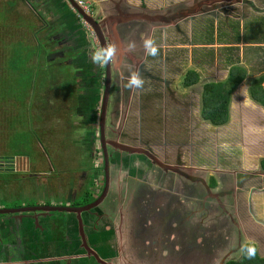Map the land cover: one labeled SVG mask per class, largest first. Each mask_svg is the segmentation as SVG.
I'll return each instance as SVG.
<instances>
[{
	"label": "flooded vegetation",
	"instance_id": "af4514ba",
	"mask_svg": "<svg viewBox=\"0 0 264 264\" xmlns=\"http://www.w3.org/2000/svg\"><path fill=\"white\" fill-rule=\"evenodd\" d=\"M16 1L24 3L30 9L29 13L39 18L37 34L42 32L39 41L47 42L33 45L36 49H32L30 55L37 52V55L48 58L49 62L53 60L54 63H49L45 71L52 73L59 69L61 78L67 81L65 91L71 93V84H75L74 90L80 92L81 102L75 101V106L70 108L71 120L69 114H65L66 118L62 119L65 125L62 123L61 127L64 131L70 128L74 135H80H77L78 139L72 135L74 157L70 154L68 158L81 160L82 154H85L89 163L80 162L72 169H64L63 177L67 181V184L64 181L65 190L62 182L53 187L51 181L39 180L40 173L32 166L35 157L29 165L28 157L0 154V172L19 174L20 180L25 181V185L18 184L19 187L24 186L33 193L43 189V194L53 192L50 199L36 201L30 207H0V264H175V241L178 240L175 221L166 222L164 216H175L177 203L178 208H183L184 203L191 202L197 208L199 219L191 221L192 227L189 229L199 233L195 223H200V211L208 207L205 213L211 215L209 209L221 204L218 194H210L202 182L188 180L175 173L181 171L185 175L195 176L194 168L175 165L172 158L164 160L161 156V149L165 145L161 139L166 137V122L185 116L199 126L207 125L201 119V97L191 95L186 99L180 93V88L191 91L210 78L208 74H205L207 77L202 74L209 70L183 71L177 62L179 51H182L194 54L192 60H203L210 69L211 66H218L216 61H211L210 25L204 19L188 21L179 10L165 14L152 25L154 23L145 21L141 14L138 15L139 12L126 3L96 0L87 13L78 7L77 0H72L88 17L89 24L68 0ZM98 2L104 4L102 9ZM11 4L12 9L18 10L15 1ZM251 6L252 3L242 6L243 13L237 14V21L240 17L244 18L245 8ZM91 12H94L92 16ZM180 16L183 20H177ZM233 21L220 22L222 25L217 29L219 38L224 32L222 30L228 26L232 34L237 23ZM183 26L189 27L188 33H185L187 28ZM144 29L147 30L145 37L153 38L159 49L155 57L146 55L143 35L139 37L141 40L137 39L136 32ZM177 39H184L182 44L186 48L180 47L181 44L177 46ZM49 43L56 48L47 47ZM133 43L134 50H129V44ZM107 46H115V56L108 65L99 67L90 59V52ZM133 72H139L145 79L143 90L134 91L126 87ZM191 73L198 76V83L186 86L193 80ZM51 78L54 79L52 75ZM199 101V121L202 122H197L194 114ZM70 104L71 101H67L65 105ZM72 123L74 125L71 126ZM64 138L60 151L70 147ZM187 146L193 149V144ZM94 155L96 159L99 156V162L93 159ZM117 157L120 176L113 183L111 166ZM41 160L39 163L42 166ZM52 162L46 168L49 174L53 168L63 166L60 161ZM91 162L97 164L91 165ZM129 164L131 167H128ZM53 173L58 175L59 171ZM106 175L108 184L112 182L116 192L113 190L109 194L110 186L105 191ZM233 178H237L241 186L242 173L238 171L237 177L234 175ZM199 179L201 181L202 177ZM210 183L211 178H208L207 186L212 189ZM215 184L219 185V182L215 181ZM220 193L223 200L231 204L233 189L228 187ZM31 207L42 209L26 211ZM52 207L65 209H50ZM181 212L187 216L191 214V211ZM88 226L92 229H88ZM177 245H183L184 250L191 247L185 241Z\"/></svg>",
	"mask_w": 264,
	"mask_h": 264
},
{
	"label": "rangeland",
	"instance_id": "374dc122",
	"mask_svg": "<svg viewBox=\"0 0 264 264\" xmlns=\"http://www.w3.org/2000/svg\"><path fill=\"white\" fill-rule=\"evenodd\" d=\"M13 1L16 2L18 10L11 8V3ZM77 1L81 2L85 8H90L91 10L96 0ZM36 10L38 11V9ZM29 12L30 9L27 8L24 3L20 4L16 0H0V154L28 157L29 165L32 164V160L35 157V162H33L32 166L35 167V170L39 171V180H45L43 182L51 181L53 187L62 182V188L66 190L67 187L64 185L67 184V181L64 180L65 177H63V174H65L64 169H72L80 162L89 163L86 161L85 154H82L84 158L81 157V160L68 158L71 155L74 157L71 143L72 135L78 139L77 135L79 134L77 133L74 135L70 131V128L69 131H64V128L61 127L62 123L65 125V122L62 120L66 118L64 116L65 114H69L68 117L71 120L72 115L70 116V108L75 106V101L79 100L81 102V97H79L80 92L74 90L76 88L75 84H71L72 90L69 89L71 93L65 91L67 81L64 77L61 78L59 69L52 71V73L45 71L49 67V63H54L53 60L49 62L47 60L48 58L44 55H37V52H34V55H30L32 49L33 51L36 49L33 48V45L47 44V42L39 41V37L42 35V32L37 34V30L40 28V24L37 22L39 18L36 16L33 17V13ZM236 13H238V10H236ZM236 13H233V15ZM93 14L94 12H91V16ZM58 15L57 13V16ZM29 16L31 19H29ZM191 16L194 15L192 14ZM189 17V15H184V19L192 21L190 20L191 17ZM233 18V22L236 23L234 16ZM47 19L49 21L48 16ZM246 23H248V20L246 16H244V25ZM85 26L91 32L89 27L87 25ZM183 27L184 29L187 28V32L185 33H188L189 27ZM229 28L230 26L222 31L227 34L230 32ZM90 32L88 33L91 37ZM146 33V29L137 31V39H140L139 37L141 35H143V37L147 36ZM229 39L230 38H228V40ZM175 41H179L177 42V46L181 44L180 47L186 48L184 44H182L184 39H177ZM233 41L234 40H230L229 44ZM55 43H57V41ZM227 43L228 42L223 41L220 44L228 45ZM238 43V55L241 58L243 53H240V50H242L240 46L243 45L244 48L245 40L242 41V43L241 40H239ZM27 46L29 47L28 49ZM47 47H50V49L56 48L53 43H49ZM246 49H248V47L245 46L243 50ZM214 50H217V48ZM223 55L226 54L222 53L218 55L220 57L218 58L224 59ZM188 56L192 58L194 54L179 51L177 66L183 71L208 68L209 71H206V73L202 72V74L205 77H207L205 74H208L210 78L205 81L203 80L202 83L196 85L195 88L193 87L191 91L182 89L181 87L180 93L183 94L184 98L188 99L191 95L199 98L203 92L202 88H204L205 85L225 81L227 76L224 73H216L223 68L211 66L212 68L210 69L203 60L194 61L189 59ZM244 56L246 55L244 54ZM244 62H246L245 71H248V78L239 88H236L237 90L231 96L232 98L230 100L233 102V107L229 109L230 114L228 123L215 128L209 124L199 126L196 124V121L190 120L189 117H175V119L166 122V137H162L161 139V141L165 143L161 149V156L164 160H170V158H172L175 165L180 164L186 167L188 166L189 168H194L192 169L194 174L195 171L198 172L196 173L198 175L202 173V175L207 178V182L208 178H211L209 186H211L212 181H214L213 176L208 174L209 172L214 173L215 170H219V174H222L221 171L232 174L236 172L234 175L237 177L238 171L241 173L244 171L242 178L249 179L250 181L254 179V183L242 189L236 178L237 188L241 189V192H246L248 194L246 195L247 199H255L256 195L261 192L258 193L252 188L260 187V189H264V183H262V180H264V172L260 167V160L264 159V111H259L258 108L248 100L249 97L246 95L247 93L245 94L251 82L259 77L255 71L258 68L256 69V67H253V62H255L253 55L247 56L243 60V63ZM238 63H240V59H238ZM51 75L54 79L51 78ZM178 85L181 86L179 82ZM67 101H71L70 106H66ZM237 102H240V104ZM245 103H248V105L246 106ZM194 111L197 122H202L199 121L200 101ZM69 125L70 124H68V127ZM72 125H74V123H72L71 126ZM111 127L114 126L111 125ZM191 129L192 133L190 134ZM65 135L67 136L66 138H64ZM62 137L69 142L70 147L68 149L65 147L60 151L59 148L63 147ZM76 139L74 141H76ZM190 144H193V149H190L188 146L186 147V145ZM77 150L79 152V148ZM94 157L93 159H96L95 155ZM53 158L55 161H60L65 164L61 163L64 167L57 166L53 168V172L57 173V171H59L58 175H53V172V174H49V172H47L48 170H46L47 167H50V161L55 162ZM40 159H42L40 161L42 162V166L39 163ZM96 162H99V156ZM96 162H91L90 164L95 165ZM118 162L117 157L114 164L111 166L110 177L113 179V183L116 179H119L118 176H120L118 172L120 165ZM128 167H131L130 164ZM20 175L24 176L26 174ZM64 181H66V184H64ZM24 182L25 181L20 180L19 174L6 175L0 172L1 208H19L22 205L30 207L36 201L50 199L53 194V192L52 194H50V192L43 194L42 192L45 191V189L33 193L24 186H18V184L25 185ZM218 182L219 186L216 185V187L218 186V196H222L220 193V191L223 190L221 181ZM109 186L115 191V185H113L112 182ZM211 187L213 188L215 185ZM221 188L222 190H220ZM111 193L110 191L109 194ZM212 194L214 195L215 193L213 192ZM240 195L243 196V194ZM211 201H214V199ZM223 203L225 204V200ZM184 205L185 207L180 208V210L177 208L175 211L197 210L195 205L193 206L191 203L186 202ZM226 207L229 208H221L220 205L212 206V208L209 209L211 213V215L209 214L210 217L201 218L202 222L200 220V223L196 222V227H198L201 232H199L200 236L209 233L211 226L214 224L217 223V226H214L215 229H211L212 236L208 240L207 238L204 239L205 241H203L198 248L191 247L189 251H185V255H183L185 256L184 260L180 261L177 259L179 261H175V264H224L228 260L239 258L241 246L244 241L252 242L263 234V227L254 220L256 219L254 210L250 209L252 217L248 213L250 216L249 221L247 218L242 217V212L237 211V214H235V210L232 209V201L231 204ZM205 208L207 209L208 207ZM186 216L187 215L181 219L184 225L189 224L190 221H198L199 219L198 215H194V217ZM185 217L186 219H184ZM163 220L166 221L167 217L164 216ZM88 229L91 230L92 228L88 226ZM183 234H192V232L190 229L181 232L179 239L182 238ZM182 242L183 241L179 240L175 241V252L179 258L182 256L184 246L177 244Z\"/></svg>",
	"mask_w": 264,
	"mask_h": 264
},
{
	"label": "crops",
	"instance_id": "0c3cea01",
	"mask_svg": "<svg viewBox=\"0 0 264 264\" xmlns=\"http://www.w3.org/2000/svg\"><path fill=\"white\" fill-rule=\"evenodd\" d=\"M242 1L243 0H111L113 4H119V3L128 4V6H130L131 9L136 10L135 12H139L138 15L141 14L143 19L149 23L158 22L163 16H165V14L166 15L170 14L172 13V11H175V10L181 11V13L182 14L184 13L185 16H188V15L191 16L192 14L190 13H193L194 16H191V18L189 17L190 20L192 21L204 19L205 23L209 24L212 29L211 38L209 40L211 61L212 62L216 61V63L218 64V68H223L221 71L217 72V74L224 73L228 77L229 71L232 68V66L238 67L242 69L244 73H246V77L244 81L237 88H239L248 78V71L247 72L245 71L246 62L243 63V60L247 56L253 55V59L255 61L253 62L254 64L253 67H256V69L258 68L255 71L257 72L259 77L257 79H254L253 81L258 80L260 76L262 77L264 76V0H244V1H248L249 3H252L251 8H245L247 10H245L246 12H244L248 20V23L244 25L243 17H240V19L238 20L239 22H237V18H235L237 23H236L235 29L233 31L231 30L232 36L230 35L229 32L227 33L228 35L225 32H223L222 36L219 38V33L217 32V29H219L218 27L222 25L220 22L234 19L233 16L237 17V14L242 15L243 13V8H242L243 4H241ZM98 5L102 9L104 4L102 2H98ZM222 5H226V6H223L224 7L223 8ZM228 7H232V9L226 10V8ZM215 8H218L217 9L218 11L215 10ZM249 9H251V11H249ZM236 10H238V13H236ZM233 13H236V14L233 15ZM181 18L182 16H180L177 20ZM172 21H175V20L173 19ZM152 25H155V23ZM228 38L230 39L228 40ZM230 40H234V41L231 44H229ZM239 40H241V43L242 41L245 40V46L248 47V49L243 50L245 49V46L244 48H243V45H241L242 48L240 46V49H242L240 50V53H243V56H241V58L238 55L239 50L237 49L239 45L238 43ZM223 41L228 42L227 43L228 45L220 44ZM216 48L217 50H214ZM222 53H225L226 55H223L224 59H219L220 57L218 55ZM244 54L246 56H244ZM238 59H240V63H238ZM227 77L225 78V80L227 79ZM218 83H222V82H218ZM263 88H264V84H263ZM248 90L249 88L246 89L245 94L247 93L246 95L249 97L248 100L251 101ZM240 102H241V99H240ZM240 102H237V103L240 104ZM252 103L255 107L258 108L259 111L261 112L264 111V108L258 106L254 102ZM245 105L247 106L248 103H245ZM231 107H233L232 101L229 104V109ZM218 171L219 170H215L214 173L209 172L208 174L210 176H213L214 182L217 180L221 181L223 191L226 190L228 187H231L233 189V199H231V201H232V207L234 208L235 213L241 210L242 217L247 218L250 221V216H249V214L251 215L250 209L254 210V215L256 216V219L254 220L255 222H257V224L263 227V234H261L257 239H254V241L252 242L244 241L243 245L245 243H255V245L259 249L258 251L259 256L264 257V189L263 188L260 189V187L252 188L254 191H257L258 193L261 192V193L257 194L255 199H252V198L247 199L246 195L248 194L246 192H241L240 191L241 189L237 188L238 185L237 183H235V178H233L234 174L232 175V173L222 172V171H221L222 174H219L220 172L218 173ZM243 172L244 171H242V177H243ZM196 176L200 178L203 175L202 173H200L199 175L197 174ZM206 179L207 178L204 176L201 179L203 181L202 182L203 186L206 187L207 191L210 194L214 192L217 195L218 194L217 187L219 185L216 187V184H215V188L211 189L210 187L207 186L208 182ZM242 179H243L242 184L240 186L242 187V189H244L245 186L250 185L251 183H254V179L252 178H251L252 181H250L249 179H244V178ZM262 183H264V180H262ZM176 193L180 194V192H176ZM240 194H243V196ZM179 197L182 198L181 196ZM217 198L219 199V202L221 203L220 204L221 208H227L226 206L230 205V202L227 200H225V204L223 203L224 200L222 196L220 197L218 196ZM191 204L194 206L193 203ZM178 207L179 206L177 203V208ZM178 210H180V208ZM205 211H206L205 208L203 212L200 211L201 212L200 215L202 216V218L210 217L209 215H207V213H205ZM176 214L180 217H184L186 215V214H183V212L181 211H177ZM194 215L195 216L198 215L196 214L195 209L191 210V214H189V216L194 217ZM213 226H217V223L214 224Z\"/></svg>",
	"mask_w": 264,
	"mask_h": 264
},
{
	"label": "trees",
	"instance_id": "16d2710c",
	"mask_svg": "<svg viewBox=\"0 0 264 264\" xmlns=\"http://www.w3.org/2000/svg\"><path fill=\"white\" fill-rule=\"evenodd\" d=\"M193 80L188 85L198 83V76L191 73ZM246 73L238 67L230 69L227 79L222 83H209L204 86L201 95V119L214 127H220L229 121V103L233 92L244 81ZM264 76L253 81L249 86V96L251 101L264 108ZM261 170L264 172V159L260 160ZM215 185L212 181L211 186ZM250 243H245L248 245ZM224 264H264V257L257 254L253 260H248L240 253L239 258L226 261Z\"/></svg>",
	"mask_w": 264,
	"mask_h": 264
},
{
	"label": "clouds",
	"instance_id": "9594fccd",
	"mask_svg": "<svg viewBox=\"0 0 264 264\" xmlns=\"http://www.w3.org/2000/svg\"><path fill=\"white\" fill-rule=\"evenodd\" d=\"M142 39L146 55L153 57L157 56L159 54V49L156 46L155 40L151 37H142ZM128 48L129 50H134L135 44H129ZM115 53V46H107L98 51L94 50L90 52V59L97 66L104 67L112 62ZM145 83V79L140 75L139 72H133L128 79L126 87L130 90L139 91L144 89ZM240 251L245 259L253 260L256 258L259 249L255 243H250L248 245H242Z\"/></svg>",
	"mask_w": 264,
	"mask_h": 264
},
{
	"label": "water",
	"instance_id": "95a60500",
	"mask_svg": "<svg viewBox=\"0 0 264 264\" xmlns=\"http://www.w3.org/2000/svg\"><path fill=\"white\" fill-rule=\"evenodd\" d=\"M69 1V4L71 6H73L75 8V10L78 12V14L84 19L85 22L89 23L90 24V21L88 20V17L85 15L84 12H82L80 9H78L75 4L73 3L72 0H68ZM241 4L243 5H246V4H249L248 1H242ZM223 6H226V5H222ZM218 8H215V10H217ZM218 11V10H217ZM176 170V169H175ZM176 174H178L179 176L181 177H185L186 179L188 180H192V181H195V182H203L202 180L200 181V179L198 177H196V173L194 174L195 176L191 175H185L183 172H176ZM109 189V184H108V177L106 175V187H105V191H107ZM104 191V192H105ZM112 192L113 193V188L111 187V189H109V192ZM39 209H42V208H38V207H31V208H26V211H29V212H32L34 210H39ZM50 209H65V208H62V207H59V208H50ZM21 211H24V209H21ZM4 212V211H2ZM167 217V220L166 222H169V221H175V234L178 235V240L179 241H185V244H190L191 247H194V248H198L200 247V244L203 243V241H205L204 239L207 238V240L212 236V233H211V229H215L214 226L211 227L209 233L203 235V236H200L198 232L195 231V229H193L191 232L192 234H183L182 235V238H180V233L181 232H184L186 231L187 229H189L190 227H192V225L189 223L187 225H184L181 221V219H183L182 217L178 216L176 213H175V216H173L172 214H166L165 215ZM170 228V227H169ZM191 247L189 248L188 247V250H184L183 253H182V256L185 255V251H189L191 249ZM197 250V249H196ZM199 251V250H197ZM180 256V258L177 256L176 252H175V261H183L185 256ZM179 259V260H177Z\"/></svg>",
	"mask_w": 264,
	"mask_h": 264
},
{
	"label": "built area",
	"instance_id": "2783aa9c",
	"mask_svg": "<svg viewBox=\"0 0 264 264\" xmlns=\"http://www.w3.org/2000/svg\"><path fill=\"white\" fill-rule=\"evenodd\" d=\"M77 5H78V7H79L81 10H83L84 12H87V13H88L89 8H85V7L82 5L81 2H78Z\"/></svg>",
	"mask_w": 264,
	"mask_h": 264
}]
</instances>
